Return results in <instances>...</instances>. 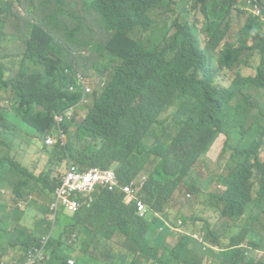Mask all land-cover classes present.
<instances>
[{
  "label": "trees",
  "instance_id": "obj_1",
  "mask_svg": "<svg viewBox=\"0 0 264 264\" xmlns=\"http://www.w3.org/2000/svg\"><path fill=\"white\" fill-rule=\"evenodd\" d=\"M40 1L45 12H34V0L17 4L10 0L0 8L4 13L1 31L7 24L15 46L21 48L15 52L7 50L10 45L0 48V90L10 92L8 105H0V191L8 185L15 201H28L24 213L14 214L0 200V257L4 242L27 250L39 243L43 233H51L50 264H68L66 246L72 250L77 245L83 255L88 253L106 264H264V257L256 263L235 247L234 241L242 244L248 230L243 236L240 232L233 235L221 249L210 245L227 238L229 230L238 227L236 222L248 218L249 209L258 201L251 194L252 176L258 179V196L264 197V160L259 157L258 142L254 138V146L245 145L249 134L264 133V104L256 99L264 89V26L246 11V1ZM197 12L203 15L199 29ZM189 13L194 18H188ZM246 13L248 18L239 31L253 42L236 44L231 30ZM147 31L152 32L146 36ZM82 50L89 53L87 61L77 56ZM256 54L255 75L244 74L241 68ZM91 66L102 72L96 82L87 74ZM230 71V85L217 94L216 73ZM77 74L93 87V93L81 122L76 123L80 110L65 118L59 129L55 116L81 98L80 90H68L77 84ZM235 99L253 108L242 113V139L233 148L229 117ZM11 112L15 114L10 119ZM62 129L67 133L64 143L54 137ZM18 131L30 136L22 138L27 144L42 142L40 150L48 157L54 147L46 140L52 136L57 142L54 146L70 155L65 156L69 161L65 173L69 165L78 163L110 167L119 186L145 175L139 196L149 214L140 217L136 201L125 203L120 188L102 189L90 208L68 215V221L57 222L52 231L47 219L50 209L38 199L53 200L61 179L50 182L48 168L36 173L17 158L22 147ZM220 135L225 136L223 154L233 148L245 159L227 174L230 181L224 191L217 188L208 193L215 182L198 175L193 164L207 155ZM153 156L155 161H150ZM182 187L190 198L173 203ZM200 203L219 206L221 220L215 229L208 220L201 227L194 221L186 225L189 234L179 235L171 258L167 257L169 248L154 243L157 222L165 217L175 226L191 219L200 223L201 212H187L202 207ZM34 206L42 218L29 230L21 221ZM74 234L76 239H72ZM116 234L133 246L114 242ZM257 234V239L248 240V249L264 248V232ZM73 257L77 260L76 253Z\"/></svg>",
  "mask_w": 264,
  "mask_h": 264
},
{
  "label": "rangeland",
  "instance_id": "obj_2",
  "mask_svg": "<svg viewBox=\"0 0 264 264\" xmlns=\"http://www.w3.org/2000/svg\"><path fill=\"white\" fill-rule=\"evenodd\" d=\"M10 0H0V8L7 3ZM37 4V9L34 10V12H40L41 10L45 12V4H43L40 0H34ZM179 3V0H178ZM176 10L180 11L179 4L176 6ZM185 15V14H180ZM188 18H194L193 13L186 14ZM31 18H34V15L30 14ZM196 18L199 20V23L197 24L198 29L201 28L202 22H203V15L200 12H197ZM248 18V14L242 15L239 19V22L237 24H234L231 30V35L233 36V40L236 41V44H243L248 43L251 44L253 42V39L250 36H241L239 27L243 25ZM4 19V13H0V48H2L3 45H10V47H7L8 51H20L21 48L19 46H15V40L12 37H9L11 34L10 27L6 24L3 31H1L2 21ZM171 27L172 23L169 24ZM152 31H147L146 36L151 33ZM202 38H205V34H201ZM4 46V47H5ZM79 57H83L85 61L89 59V53L87 50H82L80 53L77 54ZM259 62V55L256 54L246 66H243L242 72L246 75H255L256 73V66ZM99 63H103L102 60H99ZM88 77L96 82L98 78L97 75H101L102 72L98 70L95 66H91L88 69ZM233 72L230 71L229 73L220 72L216 73V77L213 80V86L215 87V92L219 94V90L221 88H227L230 85V78L232 77ZM199 75V73H198ZM10 92H7L5 89L0 90V105H8L10 100ZM256 99L260 101L262 104H264V89H262L257 95ZM89 105L86 103L84 106L80 107L81 114H80V120H78L76 123L79 124L81 122V119L84 117V114L86 113L85 106L87 107ZM233 109L231 112V115L229 117L230 120V130L232 134V147H237L242 139L240 134V126L241 123L244 121V117L242 113H250L252 111L253 105L251 103L245 102L244 100H234ZM239 113V114H237ZM14 112H11L9 115V118L11 119L14 115ZM13 120V119H12ZM64 123V120L62 121ZM18 141L22 140L23 137H30L29 135L24 134L23 132L18 131ZM54 137L57 140H60L62 143L66 142L64 139L67 137V133L64 129L58 131L56 134H54ZM254 138H256V141L258 142L257 151L259 154V157L264 160V133L261 136H254L249 134L245 139V145L246 146H254ZM225 141V136L220 135V137L217 139V141L211 146V148L207 151V155L204 157H198L195 164H193L194 171L198 172V175H200L202 178L205 179H212L214 184L210 185L208 193L213 192L217 188H221V184L219 181L225 182V187H227L229 183V179L227 177V174L238 167L245 159L244 156L238 154L236 151H234L233 148L228 149L226 153H222V147ZM57 142H54L51 144V146L54 147L52 154L48 157L42 153L40 148L43 147V143L40 142L38 146L33 144H27L23 142L22 140V147L19 150V153L16 155L18 159H20L24 164L27 165V168L30 171H35L36 173H39L43 168H48L50 170V174L48 176V181L53 182L54 180H60L64 177L66 166L68 162L65 161V156H68L70 158V155L63 152L58 145L54 146ZM222 155V156H221ZM62 159V160H60ZM150 161H155V157H151L149 159ZM252 188H251V194L254 198H256L258 201L253 203L252 208L249 209L248 218L242 219V221L245 225V229L248 230V236L242 240V247H238L237 242L234 241L235 247L241 251L245 252L247 254V257H251L256 263H258L259 259L261 257H264V248L262 250H251L248 249V240L249 239H257L258 234L257 232L259 230L264 232V197L258 196V179L256 176H252ZM8 185H2L4 188L2 191V195H0V200L3 202H6L11 208H13L14 214L18 211V213H24L25 211V205L18 206L16 204H13V193L12 190L9 187H6ZM177 196L179 198L173 203H176L184 198L186 196L187 198H190L189 195H186L185 189L182 187L180 191L177 193ZM41 203V205H45L49 207V203L51 200L46 199H38ZM202 204V208H198L196 210L189 209L187 212L189 215H193L195 213H200L199 217H202L200 220V223H197V219H191L187 223L184 222L183 226H175L172 225L170 222L167 221L165 217H162L160 221L157 222L155 227V240L154 243L156 245H159L163 248H169V253L165 250L166 256L171 258V251L174 248V245L177 244L179 235L181 233L189 234L186 231V225H191L194 221V224L196 226L201 227L206 224V220H208L212 224V229H215L217 223L221 220L220 217V207L217 205H208L205 206V204ZM27 209V208H26ZM42 218V214L38 212V207L34 206L32 211L29 212L24 220L23 223L29 227L34 226L35 222L40 220ZM68 221V215H60L59 222L60 223H66ZM206 231L203 232L205 234ZM60 231L57 230V234H59ZM200 234V232H197ZM234 228L229 230V239L231 236L236 235ZM72 239L76 238L74 235H71ZM118 236L119 240L121 242H124L128 244L129 246H133L131 241L127 239L126 237L120 236L119 234H116ZM203 236V235H202ZM153 238V237H152ZM201 241L204 242V238L201 237ZM226 240L221 239L220 242L217 243H210V245L215 248L216 250L221 249L225 245ZM136 248V247H134ZM76 249H80V247H75L72 250L69 249L68 246H66V257L68 258H74L73 255L76 253ZM20 255L16 252L11 251L8 255L6 260L9 261H18V258ZM75 260V259H74ZM148 264L151 263V261H146ZM69 263V262H68ZM94 264V263H91Z\"/></svg>",
  "mask_w": 264,
  "mask_h": 264
},
{
  "label": "built area",
  "instance_id": "obj_3",
  "mask_svg": "<svg viewBox=\"0 0 264 264\" xmlns=\"http://www.w3.org/2000/svg\"><path fill=\"white\" fill-rule=\"evenodd\" d=\"M256 12L258 14L261 12L258 6H256ZM67 117L68 119L72 118L70 113L67 115L60 113L55 116L59 129L64 124L62 121H65ZM54 142L56 141L52 136L46 140L47 145ZM145 181L146 176L142 175L121 187L122 192L125 194V202H130L133 199L137 201V210L141 217L148 214L147 204L139 198V193ZM117 186V175L112 169L94 167L88 171H82L80 167L71 164L55 190L54 200L49 204L50 213L47 219L52 225H55L62 213H76L85 208H90L96 201V194L99 193L100 187L115 191ZM69 263L73 264L74 260H69Z\"/></svg>",
  "mask_w": 264,
  "mask_h": 264
},
{
  "label": "clouds",
  "instance_id": "obj_4",
  "mask_svg": "<svg viewBox=\"0 0 264 264\" xmlns=\"http://www.w3.org/2000/svg\"><path fill=\"white\" fill-rule=\"evenodd\" d=\"M246 1V11L247 12H249V13H252L254 16H256L261 22H262V24H263V26H264V0H262L263 1V3L262 2H260V1H253V0H245ZM19 2V0H14V3L15 4H17ZM14 4V5H15ZM256 6H258V8L260 9V14H258L257 12H256ZM9 37H11V35H9ZM4 46V45H3ZM78 75H80L79 77H78ZM77 84L75 85V84H71L70 86H69V88H68V90L70 91V92H77V91H81V98L79 99V101L78 102H76V103H74V104H72V105H70V106H68V107H66V108H64V110H63V112H62V114L63 115H67L68 113H70L71 114V116H73L77 111H80V107H82V106H84L86 103H88V101H89V96L93 93V87L87 82V80L81 75V74H77ZM80 88V89H79ZM58 114H60V113H58ZM57 114V115H58ZM76 120H80V117L79 118H77ZM55 121H56V119H55ZM74 165H76V166H78V167H80V169L82 170V171H88V170H90V169H92V168H94V167H97V166H85V165H81V164H74ZM100 168V167H99ZM102 169H112V168H110V167H101ZM113 170V169H112ZM116 173V172H115ZM117 175V174H116ZM140 176H142V175H140ZM139 176V177H140ZM145 176V175H144ZM136 178H138V177H136ZM146 180H147V178H146ZM130 182V181H129ZM146 182V181H145ZM220 182V181H219ZM127 184V183H126ZM220 184H221V189L224 191L227 187H225V184L224 183H222V182H220ZM144 186V185H143ZM121 187L122 186H119V184H118V186H117V188H120L121 189ZM117 188H116V190H117ZM4 189V188H3ZM3 189H1V191H0V195H2L3 193H2V191H3ZM100 190H99V192L102 190V189H106V187H100L99 188ZM142 189V188H141ZM107 190V189H106ZM115 190V191H116ZM121 192H122V190H121ZM141 192V191H140ZM55 193V192H54ZM98 194V193H97ZM97 194H96V197H97ZM140 194V193H139ZM125 195V194H124ZM139 198H140V196H139ZM97 199V198H96ZM141 199V198H140ZM54 200V199H53ZM53 200H51V201H53ZM134 201H136L135 199H133ZM12 201H13V204H16V205H18V206H23V205H25V209H26V205H27V203H28V201H26V200H18V201H15V197L13 196V199H12ZM50 201V202H51ZM124 201H125V198H124ZM132 201V200H131ZM130 201V202H131ZM95 203V202H94ZM125 203H129V202H125ZM136 203H137V201H136ZM50 204V203H49ZM136 206H137V204H136ZM147 207H148V205H147ZM200 208H202V207H200ZM50 209V208H49ZM86 209V208H85ZM84 210V209H83ZM82 211V210H81ZM80 212V211H79ZM78 212H76V213H62V214H60V215H76ZM137 213H138V210H137ZM148 214H149V207H148ZM147 214V215H148ZM60 215H59V217H58V219H57V221H56V223H55V225H52V223L51 222H49L50 223V226H51V229H52V231L56 228V225H57V222H59V219H60ZM139 215V214H138ZM141 217V216H140ZM146 217V216H145ZM23 220L24 219H22V221H21V224L23 225V226H25L26 228H28L29 230H34L35 228H36V226H37V224L39 223V222H41V220H38V221H36L35 222V224H34V226H32V227H29V226H27V225H25L24 223H23ZM236 225H238V227L235 229V232L236 233H241V235L243 236L244 234H245V232H246V229H245V225H244V223L242 222V221H238V222H236L235 223ZM263 232V231H262ZM74 236L76 237V235L74 234ZM248 236V234L246 235V237ZM50 237H51V233L50 234H46V233H43L42 234V236H41V238H40V240H39V243L37 244V245H34V246H32V247H30L29 249H27V250H23V249H21V247L17 244V245H13V244H10V243H8V242H4L3 244H2V249L4 250V254H3V256L2 257H0V264H50L51 263V254H50V248H51V244H50V242H51V239H50ZM116 237V236H115ZM114 237V238H115ZM233 236H231L230 237V239L232 238ZM74 239H76V238H74ZM229 239V237H227V238H225V240H226V242L225 243H228V241L230 240ZM113 241L114 242H116L114 239H113ZM81 242V241H80ZM118 242H121L120 240L118 241ZM117 243V242H116ZM238 245V247H242L243 245L242 244H237ZM75 247H80L79 245H77V246H75ZM11 251H13V252H16V253H18L19 255H20V257L18 258V261H9V260H6L5 258H7L8 257V255H9V253L11 252ZM76 251H79V253H80V256H79V258H77V260H74L73 258H69V260H74V263L73 264H86V263H84V262H81L80 261V257H81V255H83V252H82V250H81V248L78 250V249H76ZM133 253H135L134 252V250H131ZM83 256H85V255H83ZM87 259L89 260V263L88 264H91V263H94V264H106L105 262H103V261H100V260H98V259H96V258H94V257H92V256H90L88 253H87ZM85 256V257H86ZM69 260H68V262H69ZM13 262V263H12ZM145 263H147L146 261H142V264H145ZM68 264H70V263H68ZM111 264H116L115 263V261L113 262V263H111ZM148 264V263H147Z\"/></svg>",
  "mask_w": 264,
  "mask_h": 264
},
{
  "label": "crops",
  "instance_id": "obj_5",
  "mask_svg": "<svg viewBox=\"0 0 264 264\" xmlns=\"http://www.w3.org/2000/svg\"><path fill=\"white\" fill-rule=\"evenodd\" d=\"M22 52H24V51L22 50ZM227 237H229V235H228ZM222 239H225V238H222ZM114 240H115L116 242H118V241H119L118 236H116V237L114 238ZM76 255H77V258H79V256H80L79 251H76ZM73 259H75V258H73ZM80 261H81V262H84V263H86V264L89 263V260L87 259V257H85V256H83V255H81V257H80ZM145 264H147V263H145Z\"/></svg>",
  "mask_w": 264,
  "mask_h": 264
}]
</instances>
